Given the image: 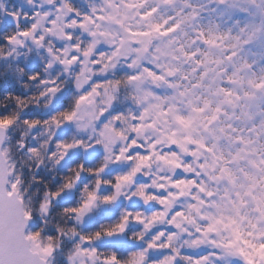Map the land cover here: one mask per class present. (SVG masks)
<instances>
[{"label": "clouds", "instance_id": "clouds-1", "mask_svg": "<svg viewBox=\"0 0 264 264\" xmlns=\"http://www.w3.org/2000/svg\"><path fill=\"white\" fill-rule=\"evenodd\" d=\"M227 4L234 7L225 10L221 0H0V203L13 210L25 264L112 257L114 264H189L185 257L205 250L190 246L197 234L189 221L196 215L190 206L206 194L189 183L177 199L174 187L204 180L197 173L214 164L197 142L239 152L232 167L241 181L240 169L264 168L249 163L264 159V116L253 127L232 115L211 55L225 49L204 43L264 28V0ZM177 23L167 37L153 31ZM141 32L152 35L131 34ZM241 58L259 73L264 38ZM177 210L188 221H173Z\"/></svg>", "mask_w": 264, "mask_h": 264}, {"label": "snow or ice", "instance_id": "snow-or-ice-1", "mask_svg": "<svg viewBox=\"0 0 264 264\" xmlns=\"http://www.w3.org/2000/svg\"><path fill=\"white\" fill-rule=\"evenodd\" d=\"M221 4L225 10L234 7V5H228L227 0H221ZM179 26L177 23L162 30V27L157 25L153 31L160 37H167L177 31ZM131 34L142 37L152 35L149 32ZM22 35L27 36L28 33L25 32ZM262 38H264V28L258 30L256 26H252L241 30V33L235 37L212 36L204 40V43L212 48L225 49L222 57L217 58L215 53L211 54L212 63L216 65L220 73V87L217 91L222 93L223 103L231 108L232 115L236 119L250 122L253 127L256 125L257 116H264V68L257 73L253 62L243 58L237 60V57L245 47L256 44ZM224 40L228 43L223 44ZM225 60L230 64L224 65ZM229 67L231 71L228 70ZM225 77H227L226 82ZM220 110L219 107L216 108L217 112ZM65 119L71 120L72 116H66ZM178 123L188 127L191 122L178 118ZM188 142L195 141L189 137ZM173 143L177 142L173 140ZM197 143L205 152L212 154L214 164L208 165V171L197 173L204 176V180L179 181L174 185L181 189L175 197L177 199L183 196L182 186L186 187L189 183L199 193L206 194L199 198L198 205L190 206L195 210L196 215L189 221L195 226L197 234L190 246L205 250L195 258L185 257V259L189 264H264V168L257 172H244L240 169L239 171L244 175L241 181L232 167L240 158L239 152L225 155L222 149L217 151L206 143ZM241 143L252 144L253 142L242 140ZM240 151L246 155L253 151L260 154L259 149L256 148L244 147ZM141 159L148 158L141 157ZM249 163L255 169L259 165H264V159L259 162L249 161ZM204 167V165L201 166V168ZM212 185H216L215 192L210 190ZM192 198L196 199V197ZM95 199L96 197L90 193L88 200L91 202ZM105 202L107 203L108 200ZM84 207L87 208L90 205L85 204ZM176 217H182L188 221V217L182 210H177L172 220L174 221ZM176 227L180 225L177 224ZM119 228L123 231L122 225ZM114 234L113 231L105 233L109 237ZM28 239H34V237H28ZM149 247L153 245L150 244ZM115 261L116 257H112L104 264H114ZM0 264H25L23 242L13 210L2 203H0Z\"/></svg>", "mask_w": 264, "mask_h": 264}, {"label": "trees", "instance_id": "trees-1", "mask_svg": "<svg viewBox=\"0 0 264 264\" xmlns=\"http://www.w3.org/2000/svg\"><path fill=\"white\" fill-rule=\"evenodd\" d=\"M8 90H10V91H13V90H15L12 86H11V84L8 86ZM58 107L60 106V105H57ZM29 115H32V116H35V115H38V114H36V113H30ZM79 157H74V160H73V162H75V159H78ZM107 246V245H106ZM122 251H123V249H122Z\"/></svg>", "mask_w": 264, "mask_h": 264}]
</instances>
